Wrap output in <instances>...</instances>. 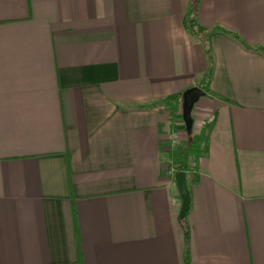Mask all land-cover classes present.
Segmentation results:
<instances>
[{
    "label": "crops",
    "instance_id": "0c3cea01",
    "mask_svg": "<svg viewBox=\"0 0 264 264\" xmlns=\"http://www.w3.org/2000/svg\"><path fill=\"white\" fill-rule=\"evenodd\" d=\"M190 2L0 0V264H264V0H199L209 53ZM205 73L181 221L162 100Z\"/></svg>",
    "mask_w": 264,
    "mask_h": 264
},
{
    "label": "trees",
    "instance_id": "16d2710c",
    "mask_svg": "<svg viewBox=\"0 0 264 264\" xmlns=\"http://www.w3.org/2000/svg\"><path fill=\"white\" fill-rule=\"evenodd\" d=\"M199 5V0H191L188 12L186 15V30L190 35L200 36L203 38L204 47L206 48V52L209 53L207 48V39L208 36L215 31H222L224 33L232 35L236 40H239V37L234 33L225 31L220 28H208L202 26L198 23L196 19L197 8ZM208 79L209 73H205L203 78L199 82V87L205 92H209L208 90ZM182 94H174V96H170L164 100L162 103L165 104L171 113L172 119L181 120V104H182ZM179 115V116H178ZM208 152V127L204 126L198 135H192V132L188 133V139L185 143L177 146L171 152L172 164L177 173H183L186 177L190 176V181L195 183L198 179L196 174H193V168L190 166V157L198 158L199 156L206 155ZM187 240V237H186ZM185 264L188 263V253L186 248L185 253Z\"/></svg>",
    "mask_w": 264,
    "mask_h": 264
},
{
    "label": "water",
    "instance_id": "95a60500",
    "mask_svg": "<svg viewBox=\"0 0 264 264\" xmlns=\"http://www.w3.org/2000/svg\"><path fill=\"white\" fill-rule=\"evenodd\" d=\"M205 92L198 86L187 89L182 94L181 117L186 132H190L193 126L192 110L198 100L204 97ZM176 188L182 198L183 205L180 220L183 221L189 209V192L186 186V178L183 173H177L174 177Z\"/></svg>",
    "mask_w": 264,
    "mask_h": 264
},
{
    "label": "built area",
    "instance_id": "2783aa9c",
    "mask_svg": "<svg viewBox=\"0 0 264 264\" xmlns=\"http://www.w3.org/2000/svg\"><path fill=\"white\" fill-rule=\"evenodd\" d=\"M176 139H177V136H176V134L174 133V134L172 135V137H171L170 147H168V151H169V153L172 152L171 148H173L174 145L176 144V142H175ZM167 166H168V171H169V173H170V174H174V170H173V165H172V160H171V159H169V160L167 161Z\"/></svg>",
    "mask_w": 264,
    "mask_h": 264
},
{
    "label": "rangeland",
    "instance_id": "374dc122",
    "mask_svg": "<svg viewBox=\"0 0 264 264\" xmlns=\"http://www.w3.org/2000/svg\"><path fill=\"white\" fill-rule=\"evenodd\" d=\"M176 134V133H175ZM176 144L174 145V147L173 148H171V150H174L175 148H177V146H179V145H181L180 143H179V140H178V138L176 139ZM168 147H170V143H169V146ZM173 165V164H172ZM173 170H174V174H177V172L175 171V168H174V166H173Z\"/></svg>",
    "mask_w": 264,
    "mask_h": 264
}]
</instances>
